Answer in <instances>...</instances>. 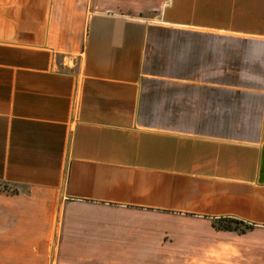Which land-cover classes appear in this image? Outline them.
I'll use <instances>...</instances> for the list:
<instances>
[{
    "label": "crops",
    "instance_id": "obj_1",
    "mask_svg": "<svg viewBox=\"0 0 264 264\" xmlns=\"http://www.w3.org/2000/svg\"><path fill=\"white\" fill-rule=\"evenodd\" d=\"M0 186V264H264V0H0Z\"/></svg>",
    "mask_w": 264,
    "mask_h": 264
},
{
    "label": "trees",
    "instance_id": "obj_2",
    "mask_svg": "<svg viewBox=\"0 0 264 264\" xmlns=\"http://www.w3.org/2000/svg\"><path fill=\"white\" fill-rule=\"evenodd\" d=\"M213 227L217 230H232L239 233H244L246 230L251 229V226L246 225L240 221L233 219H217L212 222Z\"/></svg>",
    "mask_w": 264,
    "mask_h": 264
},
{
    "label": "rangeland",
    "instance_id": "obj_3",
    "mask_svg": "<svg viewBox=\"0 0 264 264\" xmlns=\"http://www.w3.org/2000/svg\"><path fill=\"white\" fill-rule=\"evenodd\" d=\"M9 188H7V187H5V186H0V193H4V192H7L8 194H12L13 193V191H12V193L10 192L9 193Z\"/></svg>",
    "mask_w": 264,
    "mask_h": 264
}]
</instances>
